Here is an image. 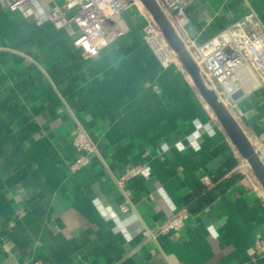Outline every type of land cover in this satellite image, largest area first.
Returning <instances> with one entry per match:
<instances>
[{
  "label": "crops",
  "instance_id": "obj_1",
  "mask_svg": "<svg viewBox=\"0 0 264 264\" xmlns=\"http://www.w3.org/2000/svg\"><path fill=\"white\" fill-rule=\"evenodd\" d=\"M251 11L264 22V0H188L177 30L186 44L244 34ZM128 13L127 36L87 60L76 26L0 2V264H264L263 188L181 64L162 66L144 42L140 10ZM232 113L264 160V84ZM78 129L96 151L72 169ZM133 165L141 174L120 188ZM182 209L184 228L160 233Z\"/></svg>",
  "mask_w": 264,
  "mask_h": 264
},
{
  "label": "built area",
  "instance_id": "obj_2",
  "mask_svg": "<svg viewBox=\"0 0 264 264\" xmlns=\"http://www.w3.org/2000/svg\"><path fill=\"white\" fill-rule=\"evenodd\" d=\"M51 12L41 10L34 0H0L11 11L19 12L25 18L38 22L51 21L58 29L76 26L79 34L73 46L83 59H93L102 52L116 47L128 34L132 17L128 10L136 6L145 17L146 24L142 35L144 42L152 50L162 66L178 62V58L164 39L159 27L139 0H62ZM173 25L180 23V15L188 0H157ZM246 33L235 35L229 30L220 32L205 43L187 44L193 58L213 84L224 104L232 112V95L239 90L251 91L264 84V22L253 11L243 20ZM179 63V62H178ZM73 145L78 152L72 169L86 166L89 156L96 151V146L82 129H78L73 138ZM245 166L247 164L244 162ZM143 168L133 165L117 180L123 188L125 183L141 174ZM254 181L258 182L253 174ZM205 182L209 179L203 178ZM124 212L128 211L122 206ZM190 216L188 209H182L164 222L160 233L178 232L185 226ZM146 235H151L146 231ZM263 241H261V244Z\"/></svg>",
  "mask_w": 264,
  "mask_h": 264
},
{
  "label": "water",
  "instance_id": "obj_3",
  "mask_svg": "<svg viewBox=\"0 0 264 264\" xmlns=\"http://www.w3.org/2000/svg\"><path fill=\"white\" fill-rule=\"evenodd\" d=\"M140 2L159 27L164 39L177 56L183 69L189 75L197 92L212 110L239 155L244 159L249 170L264 190V160L256 151L241 125L224 104L211 81L199 67L185 41L159 2L157 0H140ZM244 94L243 90H239L232 95V99L237 101Z\"/></svg>",
  "mask_w": 264,
  "mask_h": 264
},
{
  "label": "bare ground",
  "instance_id": "obj_4",
  "mask_svg": "<svg viewBox=\"0 0 264 264\" xmlns=\"http://www.w3.org/2000/svg\"><path fill=\"white\" fill-rule=\"evenodd\" d=\"M138 3H140L141 7H143V5H142V3L140 2V0L138 1ZM234 34H236V35L238 36V35L240 34L239 29H236Z\"/></svg>",
  "mask_w": 264,
  "mask_h": 264
},
{
  "label": "rangeland",
  "instance_id": "obj_5",
  "mask_svg": "<svg viewBox=\"0 0 264 264\" xmlns=\"http://www.w3.org/2000/svg\"><path fill=\"white\" fill-rule=\"evenodd\" d=\"M139 5H140V3H139ZM141 6V5H140ZM179 32V31H178ZM180 33V32H179ZM187 45V44H186ZM178 62H179V60H178ZM178 62H175V63H178Z\"/></svg>",
  "mask_w": 264,
  "mask_h": 264
}]
</instances>
